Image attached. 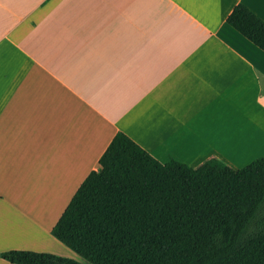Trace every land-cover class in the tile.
I'll return each mask as SVG.
<instances>
[{
  "label": "crops",
  "instance_id": "obj_1",
  "mask_svg": "<svg viewBox=\"0 0 264 264\" xmlns=\"http://www.w3.org/2000/svg\"><path fill=\"white\" fill-rule=\"evenodd\" d=\"M239 4L264 21V0H0V181L74 196L118 133L196 171L257 159L264 52L228 25Z\"/></svg>",
  "mask_w": 264,
  "mask_h": 264
},
{
  "label": "trees",
  "instance_id": "obj_2",
  "mask_svg": "<svg viewBox=\"0 0 264 264\" xmlns=\"http://www.w3.org/2000/svg\"><path fill=\"white\" fill-rule=\"evenodd\" d=\"M229 26L264 52V21L243 4ZM52 235L88 264H264V157L239 170L163 164L118 133ZM10 264H81L11 250Z\"/></svg>",
  "mask_w": 264,
  "mask_h": 264
},
{
  "label": "rangeland",
  "instance_id": "obj_3",
  "mask_svg": "<svg viewBox=\"0 0 264 264\" xmlns=\"http://www.w3.org/2000/svg\"><path fill=\"white\" fill-rule=\"evenodd\" d=\"M250 152V149H243V154H246L244 159L253 155ZM262 152L254 154L260 158L264 156V150ZM41 176L34 180L32 193L21 179L7 180L5 184L0 181V191L5 193L0 195V239L8 240L0 242V248L10 246L15 250L51 253L88 264L84 258L58 242L51 233L52 226L68 206L73 194L55 195V190ZM16 186H19L18 190Z\"/></svg>",
  "mask_w": 264,
  "mask_h": 264
},
{
  "label": "bare ground",
  "instance_id": "obj_4",
  "mask_svg": "<svg viewBox=\"0 0 264 264\" xmlns=\"http://www.w3.org/2000/svg\"><path fill=\"white\" fill-rule=\"evenodd\" d=\"M166 139V138H165ZM166 141V140H165Z\"/></svg>",
  "mask_w": 264,
  "mask_h": 264
}]
</instances>
